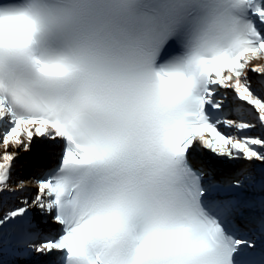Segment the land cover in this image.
<instances>
[{"label": "snow or ice", "instance_id": "obj_1", "mask_svg": "<svg viewBox=\"0 0 264 264\" xmlns=\"http://www.w3.org/2000/svg\"><path fill=\"white\" fill-rule=\"evenodd\" d=\"M0 264H264V0H0Z\"/></svg>", "mask_w": 264, "mask_h": 264}, {"label": "bare ground", "instance_id": "obj_2", "mask_svg": "<svg viewBox=\"0 0 264 264\" xmlns=\"http://www.w3.org/2000/svg\"><path fill=\"white\" fill-rule=\"evenodd\" d=\"M29 187V185H26V188H28Z\"/></svg>", "mask_w": 264, "mask_h": 264}]
</instances>
